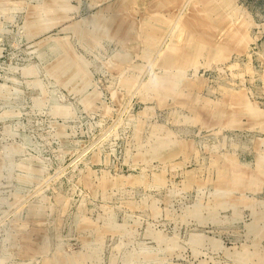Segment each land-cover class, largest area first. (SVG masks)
I'll use <instances>...</instances> for the list:
<instances>
[{
  "label": "rangeland",
  "instance_id": "1",
  "mask_svg": "<svg viewBox=\"0 0 264 264\" xmlns=\"http://www.w3.org/2000/svg\"><path fill=\"white\" fill-rule=\"evenodd\" d=\"M0 264H264V0H0Z\"/></svg>",
  "mask_w": 264,
  "mask_h": 264
}]
</instances>
